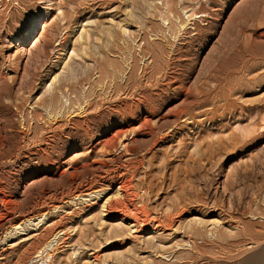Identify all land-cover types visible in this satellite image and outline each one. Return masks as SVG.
Segmentation results:
<instances>
[{"label":"rangeland","instance_id":"obj_1","mask_svg":"<svg viewBox=\"0 0 264 264\" xmlns=\"http://www.w3.org/2000/svg\"><path fill=\"white\" fill-rule=\"evenodd\" d=\"M89 263L264 264V0H0V264Z\"/></svg>","mask_w":264,"mask_h":264},{"label":"bare ground","instance_id":"obj_2","mask_svg":"<svg viewBox=\"0 0 264 264\" xmlns=\"http://www.w3.org/2000/svg\"><path fill=\"white\" fill-rule=\"evenodd\" d=\"M135 15V14H134ZM111 33V32H110ZM108 35V34H107ZM110 37V36H109ZM27 40V38L26 39H24V40H22L23 42H25ZM90 50V49H89ZM88 50V51H89ZM69 66V65H68ZM70 68H71V66H70ZM56 80V79H55ZM89 103V102H88ZM85 104V103H84ZM88 107H89V105H88ZM87 113V112H86ZM89 114V113H88ZM111 140V139H110ZM110 140H108V141H106V143H105V146H109L111 143H112V140H111V143H110ZM130 145V144H129ZM99 166V165H98ZM134 168V167H133ZM112 171L110 172V174L109 173H107V174H105V175H99L98 177H99V182H101V183H103V184H109V185H111V184H113L114 182H117V188H116V191H115V193L112 195V196H109V197H107L106 199H105V201L103 202V204H102V206H101V213L103 214V216L104 217H107V218H115L116 216L118 217L119 216V220L121 221V222H126L127 223V221H129V220H132V222H133V224L132 225H130L131 227H137L138 225L137 224H139V222L141 223V219L143 218L142 217V215H141V213H142V211H141V213L140 212H138L137 210H134V208L132 209L131 207H133V204L132 203H134L133 202V199H132V197L134 198V196H135V194H134V196H133V194H131V192H130V189H129V187H127V177H126V175H125V172L124 173H122V171H121V173L119 172H114L113 171V169H111ZM115 170V169H114ZM129 170V169H128ZM104 171V170H103ZM107 171V170H106ZM105 172V171H104ZM103 172V173H104ZM109 172V171H108ZM99 173H101V172H99ZM96 174V173H95ZM128 175V174H127ZM131 181V180H130ZM87 182V181H86ZM97 182V181H96ZM92 184V183H91ZM129 184H131V182L129 183ZM86 185V184H85ZM97 185V184H96ZM95 185V186H96ZM132 185V184H131ZM131 185H130V187H131ZM83 186H84V184H83ZM99 187H100V185H99ZM112 187V186H111ZM96 187H94L93 186V184L92 185H89V186H87V187H85V189H84V192H87V193H89V196H91L92 194H98L99 195V193H100V190H102L101 188L99 189V188H97V189H95ZM83 189V188H82ZM105 189H107V188H105ZM104 189V190H105ZM106 191V190H105ZM113 192V191H112ZM81 193V192H80ZM79 193V194H80ZM132 193H134V192H132ZM83 195V194H82ZM51 196V195H50ZM136 196H138V195H136ZM135 196V197H136ZM57 197V196H56ZM62 198V197H61ZM63 199V198H62ZM61 199V200H62ZM135 199V198H134ZM56 201V200H55ZM57 201H58V199H57ZM56 201V202H57ZM53 202V201H52ZM52 202H50V203H52ZM55 202V203H56ZM68 202V201H67ZM136 202V201H135ZM49 204V203H48ZM45 205V204H44ZM50 206V205H49ZM54 208L56 207V206H53ZM48 208H51V207H48ZM53 208V209H54ZM48 210V209H47ZM51 210V209H50ZM46 213V212H45ZM151 214V213H150ZM42 216V215H41ZM146 216V215H145ZM145 219V218H144ZM146 219H148V216L146 217ZM151 219V218H150ZM154 219V218H153ZM9 220V219H8ZM102 220H104V218L102 217ZM112 220V219H111ZM144 221H146V220H144ZM148 221V220H147ZM154 221V220H153ZM152 221V222H153ZM182 221V220H181ZM58 222V221H57ZM150 222V221H149ZM131 223V222H130ZM154 223V222H153ZM161 223V222H160ZM160 223H159V225L158 226H160ZM170 223V222H169ZM172 223V222H171ZM102 224H104V223H102ZM143 224V223H142ZM158 224V223H157ZM167 224V223H166ZM173 224V223H172ZM177 224V223H176ZM49 225V224H48ZM140 225V224H139ZM129 226V227H130ZM156 226V228H154V229H156L157 230V228H158V226L157 225H155ZM171 226V225H170ZM164 228V227H163ZM166 228H168V227H166ZM172 228V227H171ZM168 229H170V228H168ZM132 230V229H131ZM67 231V230H66ZM65 231V232H66ZM115 231H117V230H115ZM136 231V230H135ZM67 233V232H66ZM7 235H8V233L4 236V238H3V242L5 241V240H7ZM69 238V237H68ZM66 239V238H65ZM49 240V239H48ZM36 241V240H35ZM64 241V240H63ZM44 242V241H43ZM53 242V241H52ZM50 240H49V242L47 243V242H45V243H47V248L50 246V244L52 243ZM63 243V242H62ZM43 245H45V244H43ZM42 250V249H41ZM45 250V249H44ZM44 250H42V251H40L39 250V254L38 255H41V256H43L42 254H43V251ZM46 251V250H45ZM38 253V252H37ZM97 256V255H96ZM39 257V256H38ZM49 257V256H48ZM93 258H95L94 256H93ZM96 259V258H95ZM102 260V259H101ZM97 261V260H96ZM90 264V263H89Z\"/></svg>","mask_w":264,"mask_h":264}]
</instances>
